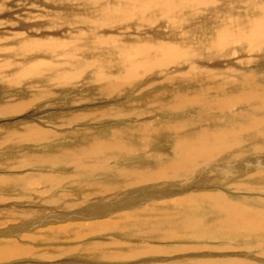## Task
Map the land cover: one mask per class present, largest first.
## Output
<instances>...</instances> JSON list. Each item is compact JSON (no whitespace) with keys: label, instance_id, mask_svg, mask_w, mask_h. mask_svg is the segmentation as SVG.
Masks as SVG:
<instances>
[{"label":"rangeland","instance_id":"rangeland-1","mask_svg":"<svg viewBox=\"0 0 264 264\" xmlns=\"http://www.w3.org/2000/svg\"><path fill=\"white\" fill-rule=\"evenodd\" d=\"M243 1L230 5L236 8L233 15L243 19L254 18L257 6L264 4V0L259 4ZM77 13H84L77 0H0V108L23 105L6 115L0 112V264H264V228L233 223L231 214L221 211L220 202L214 201V197L225 200L244 209L242 213L264 219V179L253 185L245 174L232 179L215 172L211 175L208 170H202L197 178H173L169 173L164 174L167 179L148 178L168 171L158 165L173 154L172 135L165 130L143 136L140 130L130 129L123 134L125 143L120 151L112 146L93 147L115 136L110 135L112 129L101 127L123 123L121 128L136 120L95 114L102 108H116L114 100L87 101L93 90V71L103 64L97 54L109 55V62L118 55L97 47L94 51L92 39L108 38L113 44L117 40L131 47L151 39L162 43L168 39L193 43L201 50L213 38L216 16L209 18L214 25L212 33L207 26L198 32L203 38L192 40L168 35L159 38L153 34L156 25L150 28L137 20L88 33L89 26L70 24L79 22L73 18ZM166 29L170 30L162 24L155 30ZM75 35L83 44L78 51L88 47L94 51L77 62L80 69L76 71L64 69L70 64L62 52L25 57L19 51V56L2 51L3 47H18L23 37L65 41L61 48L65 51L71 47L68 38ZM260 46L251 73L264 93V44ZM241 55L236 53L232 59ZM40 60L46 65L39 68L56 66L64 72L62 79L47 82V72L33 76L27 66H15ZM87 61L97 64L83 77ZM170 72L165 71V77ZM177 73L183 79L176 90L193 91V74L185 68ZM158 87H165V80ZM129 92L119 101L126 103ZM133 106L145 107L140 102ZM148 118L151 131L174 124L158 123L155 112ZM38 132L46 137L37 140ZM71 150L75 152H62ZM249 156V148L243 146L242 159L247 161ZM257 156L260 160L262 155Z\"/></svg>","mask_w":264,"mask_h":264},{"label":"bare ground","instance_id":"bare-ground-1","mask_svg":"<svg viewBox=\"0 0 264 264\" xmlns=\"http://www.w3.org/2000/svg\"><path fill=\"white\" fill-rule=\"evenodd\" d=\"M77 1L81 2L84 13L74 15L73 18L79 22H70V24L75 27L89 26L90 29L86 30L88 33L92 30H112L117 26L116 23L137 20L139 24H146L150 28L156 25L153 34L159 38L168 35L194 40L203 38L198 34L202 28L208 26L212 33L213 26H216L212 40L201 50L193 43L168 39H165L167 42L162 43L151 37V42L144 45H139L141 41L138 43L137 39L136 43L139 46L134 47L124 46L117 40L113 44L108 38L92 39L94 51L98 49H104L103 52L107 53V50L117 51L118 55L116 54L114 62L112 59L109 62V55L97 54L100 56L99 62L103 64L93 71L90 81L93 83V90L87 101L95 103L101 100H114L116 108H102L95 114L136 120L133 125L131 124L133 120H130L121 128L119 127L123 123L101 127V130L112 129L110 135L114 133L115 136L93 147L112 146L120 151L125 143L123 134L130 129L140 130L143 136L150 132L161 133L165 130L172 135L173 154L167 160H159L158 165L166 167L168 171L148 178L167 179L164 175L166 173L173 178L178 175L197 178L201 176L202 170H208L211 175L215 172L219 174L218 176L232 179L245 174V179L251 181L253 185L264 179V93L255 85L251 73L254 55L259 46L264 44V4L257 6L254 18L243 19L233 15L236 8L230 7L231 4L244 3L243 0ZM249 2L259 4L261 0ZM212 16H216L217 21L213 26L209 23V18ZM162 24L171 31L166 29L156 32V27ZM68 39L71 41V47L65 51L61 49L65 47V41L61 42L58 39L31 41L24 37L19 40L18 47L12 49L3 47L2 51L17 54V56L19 51L25 57L44 54V52L48 54L62 52L66 57L64 60L70 64L64 69L76 71L80 69L77 62L85 54L94 51L90 47L84 52L77 50L83 45L79 35ZM236 53H242V55L232 59ZM11 63L9 66L14 67ZM93 64H97V61L85 62L86 66L82 70L83 77L89 74ZM45 65L46 63L38 61V63L15 66L20 69L27 66L26 70L33 76H41L43 72H47L45 75L47 82H59L64 72L56 66L45 70L39 68L43 66L45 68ZM183 68L193 74L195 80V89L186 93L176 90V85L183 79L182 74L177 72ZM167 70H172L174 73L170 72L165 77L164 73ZM108 73L111 75L108 76ZM21 76L25 77L26 74L21 73ZM164 80L165 87L160 89L159 83ZM128 90L130 94L128 93L129 95L125 97L127 102H120V98ZM131 92L141 96L131 97ZM138 102L145 107L143 109L134 107L133 105ZM22 107L23 105H6L0 108V112L6 115ZM154 112L159 117L158 123L165 125L167 122H174V124L151 131L148 116ZM196 114L198 116L191 121H181L183 118ZM39 133L37 140L40 137H46V133L41 132L42 136ZM243 146L249 148L250 156L247 161L242 159ZM62 152L69 155L75 151ZM253 154L256 157H253ZM259 154L262 155L260 160L257 156ZM152 157L155 162V156ZM216 158L218 159L212 162ZM204 163L206 165H203ZM208 198L209 196L205 197L206 200ZM214 201L220 202L218 207L221 211L231 214L233 223L264 228L262 216L248 212L242 213L244 209L240 206L216 197ZM177 203L179 202H176V205Z\"/></svg>","mask_w":264,"mask_h":264}]
</instances>
